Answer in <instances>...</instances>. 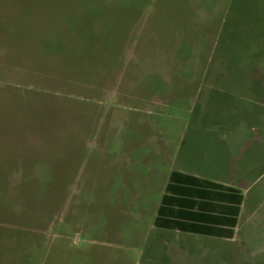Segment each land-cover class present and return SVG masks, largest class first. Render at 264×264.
I'll use <instances>...</instances> for the list:
<instances>
[{
    "label": "rangeland",
    "instance_id": "obj_1",
    "mask_svg": "<svg viewBox=\"0 0 264 264\" xmlns=\"http://www.w3.org/2000/svg\"><path fill=\"white\" fill-rule=\"evenodd\" d=\"M173 171L232 239L154 227ZM0 264H264V0H0Z\"/></svg>",
    "mask_w": 264,
    "mask_h": 264
},
{
    "label": "trees",
    "instance_id": "obj_2",
    "mask_svg": "<svg viewBox=\"0 0 264 264\" xmlns=\"http://www.w3.org/2000/svg\"><path fill=\"white\" fill-rule=\"evenodd\" d=\"M244 197L232 187L173 171L156 211L154 227L232 239Z\"/></svg>",
    "mask_w": 264,
    "mask_h": 264
},
{
    "label": "crops",
    "instance_id": "obj_3",
    "mask_svg": "<svg viewBox=\"0 0 264 264\" xmlns=\"http://www.w3.org/2000/svg\"><path fill=\"white\" fill-rule=\"evenodd\" d=\"M198 91H200V90H198ZM197 177V176H196Z\"/></svg>",
    "mask_w": 264,
    "mask_h": 264
}]
</instances>
